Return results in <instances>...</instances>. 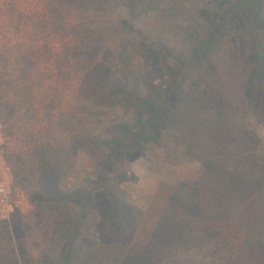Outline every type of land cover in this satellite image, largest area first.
<instances>
[{
    "label": "rangeland",
    "instance_id": "rangeland-1",
    "mask_svg": "<svg viewBox=\"0 0 264 264\" xmlns=\"http://www.w3.org/2000/svg\"><path fill=\"white\" fill-rule=\"evenodd\" d=\"M214 1L0 0V264H78L84 255L93 264L133 255L152 264H264V236L263 249L244 250L249 225L264 220V104L246 107L253 94L241 18L183 82L177 102L187 119L169 121L158 144L133 161L91 144L140 115L123 91L150 96L171 61L142 51L121 22L177 54L206 28L192 7ZM235 178L246 191L231 198ZM47 184L53 194L33 204L28 192ZM98 186L110 194L84 196ZM193 187L208 200L197 217L204 221L189 225L182 208L164 209L162 219L186 218L190 228L160 261L151 236L160 188L178 195ZM115 204L123 224L111 235Z\"/></svg>",
    "mask_w": 264,
    "mask_h": 264
},
{
    "label": "trees",
    "instance_id": "trees-1",
    "mask_svg": "<svg viewBox=\"0 0 264 264\" xmlns=\"http://www.w3.org/2000/svg\"><path fill=\"white\" fill-rule=\"evenodd\" d=\"M263 1L215 0L212 3H196L192 7L193 13L206 24V28L203 35L189 49L179 53L176 52L177 54H173L163 46L161 47L159 44L150 41L148 36L140 29L132 27L128 21H122L121 25L125 30L133 32L140 38L142 51H153L158 55L168 57L171 59L170 62L172 64L169 62L165 67V83L161 87L154 89V91H151V89L149 91L150 96H146L145 99L134 92H130V90L123 91L132 101L138 103L143 111L131 124L121 121L118 127L120 130L118 136H110L107 141L96 138L91 144L97 147L107 146L110 153L117 156V158L128 157L130 161H133L139 157L145 145L149 143L158 144L159 138L163 130L167 128L169 121L174 125L184 122L187 119L186 113L177 102V96L180 93L182 94L183 82L188 78L192 70L205 62L212 52L214 45L228 33L230 27L238 18H241L245 25L246 32L244 38L250 46L247 79L251 85L253 99H255L248 100L246 107L247 110H252L256 104H264V49L259 40L260 35L264 37ZM119 90V85L114 84L110 89V94L112 96L117 95L119 94ZM207 168L210 169L209 167ZM229 181L231 185V188L229 187V197H234L235 193L240 195L245 193L246 190L239 180L235 178L229 179ZM255 188L258 190V187L255 186ZM185 190L186 188H183V192L177 195L168 194V191L160 188V191H163L165 200L163 208L157 209L154 212L158 215V218L154 219L155 223H152L151 232V236L156 242L157 258L160 261L164 256L172 254L175 241L179 237L181 238L180 235L190 228L186 227L188 224L185 221L186 218L168 216V218L164 217L162 219L164 209L174 210L175 206L182 208L187 212V218H190L187 220L189 225L195 222V219L204 221L201 219L203 216H199V219L197 217L207 207L208 200H206L205 204L204 199L206 198L202 197L201 190L198 187H193L189 193ZM98 191L110 194L106 186H98L94 191L85 192L84 196L94 200L95 194ZM160 191L157 193V196H159ZM50 193L53 194V191L49 184L44 188L33 189L28 192L30 201L36 205H41L47 201ZM251 194H247L250 195L249 198H251ZM121 208L123 206L117 204L113 207L111 226L109 228L110 232H112L111 235H116L118 227L120 224H123L122 220H117L115 217ZM209 228H211L210 224L206 229L208 230ZM249 228L251 234L244 244V250L250 256L256 249H263L264 220L253 222L249 225ZM150 257V255H133L122 264H152ZM93 263V257H88V255L80 257L78 262V264Z\"/></svg>",
    "mask_w": 264,
    "mask_h": 264
},
{
    "label": "built area",
    "instance_id": "built-area-1",
    "mask_svg": "<svg viewBox=\"0 0 264 264\" xmlns=\"http://www.w3.org/2000/svg\"><path fill=\"white\" fill-rule=\"evenodd\" d=\"M0 130H1V125H0ZM3 193H4V189L0 187V195L2 196L1 203H3L5 199Z\"/></svg>",
    "mask_w": 264,
    "mask_h": 264
}]
</instances>
